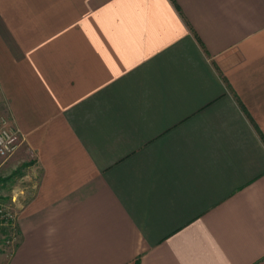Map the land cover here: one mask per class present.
<instances>
[{
  "label": "crops",
  "instance_id": "1",
  "mask_svg": "<svg viewBox=\"0 0 264 264\" xmlns=\"http://www.w3.org/2000/svg\"><path fill=\"white\" fill-rule=\"evenodd\" d=\"M0 113L6 264H264V0H0Z\"/></svg>",
  "mask_w": 264,
  "mask_h": 264
},
{
  "label": "built area",
  "instance_id": "2",
  "mask_svg": "<svg viewBox=\"0 0 264 264\" xmlns=\"http://www.w3.org/2000/svg\"><path fill=\"white\" fill-rule=\"evenodd\" d=\"M20 129L7 118H2L0 124V157L9 158L23 144ZM22 195V197H19ZM14 195L7 202L0 201V255L12 257L19 239V217L24 192ZM3 253V254H2Z\"/></svg>",
  "mask_w": 264,
  "mask_h": 264
},
{
  "label": "rangeland",
  "instance_id": "3",
  "mask_svg": "<svg viewBox=\"0 0 264 264\" xmlns=\"http://www.w3.org/2000/svg\"><path fill=\"white\" fill-rule=\"evenodd\" d=\"M2 118H7L13 122L9 115L0 113V124ZM21 148L22 146L9 158L0 157V201L7 202L14 195H19L21 191L24 192V187L27 183L23 175L30 163L23 162L19 159ZM19 197H22V195H19ZM19 206L23 208V200H21ZM7 262L8 258L6 255H0V264H6Z\"/></svg>",
  "mask_w": 264,
  "mask_h": 264
}]
</instances>
